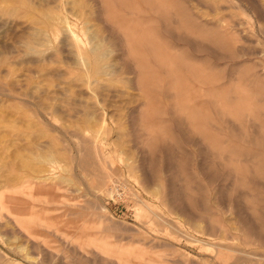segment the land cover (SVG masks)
<instances>
[{"label": "rangeland", "instance_id": "374dc122", "mask_svg": "<svg viewBox=\"0 0 264 264\" xmlns=\"http://www.w3.org/2000/svg\"><path fill=\"white\" fill-rule=\"evenodd\" d=\"M71 1L0 0V121L2 122L0 123V138L3 139H0V142L3 144L0 143V148L2 147L0 149V156L2 158H0V165L7 167V171L5 172L6 168L0 166V184L6 181L9 185L10 178L14 176L15 180H11L12 183L10 182V184L20 185L29 175L30 177L32 176L31 178L28 177L30 187L36 195L39 193V199L34 198V200H36L34 201L32 198L27 201V204L29 206L31 205L30 209L33 210L36 208L41 212L45 211L44 215L46 217L44 216L42 220L46 218V221H49L52 217L55 223L58 219L59 222H57L54 227L57 226V228L66 231H76L78 229V233L87 239L88 237L92 239L95 237L93 240L98 242L96 245L99 246V249L93 247L97 249L94 251L92 246L91 249L90 247L81 249L77 246L78 244L73 242L74 240L72 241L65 236L61 238L62 235L55 232L52 228H48L44 225L42 226L39 224V221L28 224V231L30 230V232L34 233V238L31 242L28 236L8 222L9 219L0 210V221H2L0 226V264H74V262L75 264H109L110 262V264H116V260L118 259L117 248H122L123 246L124 248L130 247L128 249H130L132 253H139L141 256L142 251H144L145 254L153 260L152 264H238L239 262L240 264H264V259L262 258L264 256V0H167L174 6V9H171L172 16L177 15L176 18H180L179 21L182 25L176 22L178 19L171 17L170 14H168L170 17L165 13L167 17H165L164 14L162 15V8H155L157 6L152 7L148 5L147 0L146 7L145 0L138 1L139 3L144 1V3H140L142 12H139L137 17L124 14L126 12L124 5L121 3L122 0H116L117 2H115V0H109L110 2L106 0L107 5L105 0H100L103 4H101L99 0ZM76 1H78V3H76L78 6H73ZM127 1L134 2L135 0ZM60 7H62V9ZM33 8H35L36 11L33 10ZM146 8H149V10ZM29 9L31 12L34 11V14H31V12H29V14ZM150 9L153 15L149 12ZM174 10L178 14L175 12L173 15L174 12L172 13V11ZM13 11L15 12L13 13ZM49 11L52 17L48 15ZM57 14L60 18L62 17V20L68 17L67 21L69 20L71 24L74 23L75 26L73 31L75 33L77 32L82 40L78 42L81 45H77L82 49L88 50L91 46L89 39L91 34L97 36L95 38L102 42L101 44L106 51H109L107 52L110 56L108 55L107 58H105V64H102L105 66H113L112 70L114 71H112L111 74L113 72L114 74H112V76L108 75L107 78H104L106 75H99L96 73L93 75L91 73L90 76V73L87 75L83 74L85 76L89 75L87 79L90 78V81L88 80L89 83L87 84L88 81L85 76L83 77V75H81L82 72H80V70L79 72L77 70L78 73L76 74V67H81V65H79L80 63L77 61L79 59L77 58V52L74 53L77 49L75 50L76 46L73 45L75 43H73L72 38H70L71 35L68 33L67 24L65 23L66 26L64 30V26L61 27L65 25L62 24L65 20L61 23ZM60 14H62V16ZM33 15L38 16L36 18L33 17ZM39 15H46L47 19H44V21H50L51 23H43V16L39 17ZM55 15H57V18ZM169 19L173 20L172 23L175 21L181 26L186 24L184 27L190 26V28H185L186 31L184 33V27H182L183 30L180 31L181 27H176L178 24L175 22L173 23L174 26L172 23L171 25ZM37 20H39V23H37ZM53 21L56 23L58 22V24L55 23L56 27L59 26V28H56L58 29L57 32L54 28L55 25L52 24ZM126 22L131 24L142 23V27L145 28L144 32L152 30L153 36L151 35L150 38L153 40H150L155 47L157 46L156 49L158 51L162 49L163 53L167 51V55L164 53V57L151 55L148 57L142 55L143 67L145 69L142 71V78L143 80L146 78L145 81L147 82V84L145 81V83L143 82L142 90L144 94H142L140 90H137L134 82L137 71L136 68L132 69L134 67H131L133 63V61L131 63V60L133 59H125L122 57L125 40L119 35L120 32L115 30L117 24H124ZM41 25H44L45 28ZM108 25L114 26L109 27ZM46 26H48V30L52 27L50 28L52 32L46 30V32H50L49 34L44 30L47 28ZM172 26L174 28H172ZM33 28L36 30H33ZM38 28H40L39 33L41 32V35L39 34L36 37H43L42 39L44 42L41 41L42 46L39 45L40 38H37L36 42V37H34L36 31L38 32ZM53 32H56L55 36ZM192 32L195 33L193 34ZM45 33L50 37L47 38L46 43L45 37L47 36H45ZM191 33L194 37L198 34L195 37L196 40L192 41L194 37ZM59 34L61 36H59ZM189 34L191 35L190 37ZM62 35L64 37L67 36L63 41L59 40L62 38L64 39ZM87 35L90 37L87 38ZM53 36L58 38L59 41L54 42ZM30 37H33L34 40ZM197 37H199V39H197ZM66 40H68V42ZM48 41L51 43L49 46L52 48L48 46ZM85 42H88V44ZM35 43L38 44L36 45ZM42 43H45L47 47H49L48 51L46 49L47 47L43 48ZM30 45L32 48H34L33 46L35 45V47L38 45L40 47H37L39 48L38 50L34 48V50H36L34 51ZM142 45L145 49H141V52H145L147 45ZM158 46L161 49L158 48ZM28 47L31 48V50ZM39 50L40 53L38 52ZM173 52L175 54H173ZM72 54L75 55L73 56ZM167 56H170V58L173 56L172 60L174 61L169 60ZM72 58L74 63L72 62ZM127 59H130V61ZM167 59L170 61L169 63ZM173 62H175L176 65H173ZM76 63L79 64L77 65ZM188 64L190 68L187 67L189 66ZM192 67L196 69V77L190 76L191 74L189 71H191L190 69H192ZM80 69L83 71L82 67ZM184 70L185 73L189 72V78L185 76ZM73 73L76 74V76ZM172 73L174 76H172ZM201 73L205 75H200ZM194 74L196 75V73ZM80 75L83 78H81ZM97 75H99L101 79L97 78ZM234 75L237 80H234ZM102 76H104V82H102ZM174 77L176 78V81L174 80L176 82L175 85L180 86L184 81V84L180 86V88L182 89V87L189 85L187 87L189 88L191 86V93H193L192 89L193 91L195 89L194 86L200 84L199 78H204V80L208 78L206 81L208 80L211 85L209 82L205 83V85L211 90L207 93L208 95L206 94V96H202L201 98V100H204L200 101V113L196 112L184 118L183 115L186 113V106H188V104L190 105L191 100L186 105L184 104L185 102H182V99V101H180L179 97H177L178 99L175 97L173 98L172 94H170V88L174 85L171 84V81L174 83L172 80ZM84 78L87 81L84 80L86 83L82 81ZM78 79L80 81H78ZM93 79H95V84L93 83ZM106 79L107 82L111 84L108 83V85L107 82H105ZM112 79H114L115 83ZM188 79L191 81H188ZM98 80L101 81L98 82ZM167 81L169 82L167 83ZM234 81L237 82L234 84ZM96 82L104 83V85H99ZM150 82L152 83L150 84L151 87L149 86ZM124 83L127 86L129 85V89H126ZM91 84H94L92 86L93 88L90 87ZM213 85L214 88L212 87ZM88 86L90 90L87 88ZM94 86L97 87L95 88ZM104 86L108 88L105 89L103 88ZM156 86L157 89H154ZM65 87L66 89H64ZM246 87L251 94L246 90ZM184 88L183 90L185 91L186 89ZM218 88H221V90H218ZM198 90L195 89L196 92H194V94L200 91ZM138 91L139 94L136 93ZM145 91L151 93H148L146 96ZM215 91H219L220 94L225 93L226 97L220 96V99L215 98V94L218 93ZM247 91L250 95L247 94ZM140 92L142 96H145H137V94L140 95ZM200 92L204 94L202 91ZM67 93L69 97L66 96ZM131 93H133V96ZM167 93L170 95H166ZM185 93L187 94V92ZM149 94L151 99H149ZM89 95L92 96L90 97ZM129 95L130 97H127ZM123 96L124 98H122ZM64 98H67V101L64 100ZM90 98H92V101L89 100ZM144 98L147 99L148 103H145L146 99ZM62 99L65 102L60 101ZM141 101L146 105L145 108L143 107L144 109L141 108L143 106ZM218 101L223 108L217 105L219 104ZM60 102L62 104H60ZM176 102L178 103V108L175 105L177 104ZM47 103H51V105L49 104L51 107L47 106ZM150 103H152L154 107H151L149 110L151 106ZM147 104L150 105L147 106ZM129 106L132 107L130 108ZM76 108L80 112H77ZM101 108H103V110ZM225 109L228 112L231 111L232 115L226 113ZM66 110L67 112H65ZM144 110L149 112V115L154 113L149 117ZM101 111L103 113H101ZM141 111H144V114H138L141 113ZM42 113L43 116L41 115ZM86 114L88 118H91L90 120L86 117ZM143 115H147L146 117L148 118L141 117ZM83 116H85L86 119L83 118ZM43 117L45 118L44 120ZM181 117H183V119ZM104 118L105 120H103ZM81 119H83V122H81ZM51 120L54 121L52 125L50 124ZM182 120L184 122H182ZM105 121L106 123L103 124ZM151 121L154 123L156 122L157 124L155 123L154 125L159 126L160 130H162V127L165 129L169 141L171 140V147L173 143L177 151L175 147L170 149L168 140L166 143L162 140V136L159 137V135H157L159 133L158 131H160L158 127H156V129H158L157 133L154 131L155 129L153 130V134L156 135L155 138L147 137L148 130L146 131L147 133H145L144 128L147 123ZM86 122H88V124ZM92 122L94 125H92ZM141 122L142 124H140ZM185 122L190 126L189 128L188 126H184ZM152 123L148 125L151 126ZM191 125H195L194 130H190ZM98 126L99 128L97 129ZM100 126L103 128L105 134L102 132ZM84 127L86 132L83 130ZM92 127H95L93 128L94 130L100 129V133L104 134H101V136L105 138L94 133L95 131H92ZM122 127L123 130H126H120ZM185 128L188 130H185ZM99 131L96 132L99 133ZM92 133L98 135L100 138L98 139V136L96 137V135L94 136ZM117 135L118 138L120 137L119 140ZM144 137H146L147 140L156 139L150 140L156 142H153L152 145L156 147L153 148L151 145V147L146 146L147 140L144 141ZM202 137L204 139H202ZM197 139L201 142L206 141L207 144L201 143ZM124 140L126 141L124 142ZM140 142L143 144L142 147ZM99 144L101 145L99 146ZM148 144H150V142ZM47 145L49 148H47ZM138 145L140 146L137 147ZM144 146L146 148H153L154 150L145 148V151L149 150V152L153 151V153H148L147 156V151H143ZM95 147L97 149H95ZM56 148L59 150V153H57L58 150ZM207 149H211L210 151L212 152L210 153L214 154L212 157L209 155V152L204 151ZM49 150H56V154L53 155L55 152H50ZM171 150L175 151V153ZM119 151L122 152V154L117 153ZM142 151L146 153V156L149 158H145V155V157H142L144 154ZM172 152L178 155L175 156ZM206 152L208 154H205ZM2 153L6 157H2ZM44 153H49V155L52 153L50 157H53L56 161L60 160L57 161V163L59 162L61 168H56L53 172V169L48 165V168L50 167L49 169H51L53 173L50 172L51 170L47 167H44L45 170H49L48 173L43 172L41 173L42 175H39L40 172L38 174V171L41 170L43 164L44 166L47 165L41 159L42 155H44L42 158L48 157L46 156L47 154ZM218 153L219 157L222 156L220 159L218 158V161H215L213 156L217 158ZM149 154H151V156ZM19 156L29 161V165L32 164L30 165V170L22 166L21 161L18 160ZM229 156L231 158L230 160H228ZM13 157H17L15 158L17 160ZM119 157L121 158L119 159ZM172 157L175 158V161ZM203 157L210 158L206 159ZM222 157H225L224 159L227 161H224ZM5 158L6 160L3 161ZM10 159L11 162H9ZM221 159H223V162H220ZM129 160L131 164L126 165ZM8 162L14 163L10 165L11 169H9L10 167L8 168ZM15 162H19L18 165ZM41 162L43 164H41ZM121 162L123 164H121ZM174 164H180L179 168ZM38 165L41 166L39 168L40 170L38 167H36L37 169L35 168V166ZM124 165H126V167ZM12 166L16 169L15 171ZM31 166H34L32 171ZM161 168L163 170H161ZM21 170L24 172L20 174ZM11 171L14 175L10 174ZM146 171L149 172L147 173ZM228 171L229 173H227ZM27 173H29V175ZM56 173H58V175L54 183L45 180L48 175L52 177L54 175L56 176ZM34 175L35 177H33ZM146 175L151 176L148 177ZM179 175H182L184 180L181 178L178 181L180 178ZM36 176L39 178L43 176V178H37L39 179L37 180L35 179ZM58 176L65 177V179L60 178L61 180H58ZM3 177L5 178L4 180ZM149 178L151 179L149 180ZM185 184L188 185L185 186ZM178 189L184 190L178 192ZM131 192L135 193L136 196ZM182 192L184 195L186 194V198ZM179 194H181V196L183 195L185 200L180 198L181 196ZM155 197L156 199H154ZM241 199L243 200L241 201ZM240 203L246 205L243 204V206L238 208L239 205H242ZM183 204L187 208H185ZM151 211L158 214L161 212L166 219H170L163 222L156 221L157 219L153 218V221H148L149 217H152L150 216L152 214ZM144 216H146V218H144ZM172 219L174 221H170ZM182 219L184 223H182ZM86 220L91 225L86 224ZM66 221L71 223L68 222V224ZM80 223L82 227L79 226L81 225ZM178 224L179 226L181 225V228ZM8 225L10 227H8ZM83 225L85 226L83 227ZM69 226L71 227L69 228ZM3 227L9 232H6ZM12 227H14V229ZM184 230L187 231L184 232ZM39 232V235L43 237H40L41 240L36 235ZM183 232L186 236H184V234L180 236ZM9 233H13L12 236ZM188 235H191L193 239L191 236L189 239ZM229 236L233 238H229ZM107 238L110 239L108 240ZM102 239H107L104 241L106 242L105 244H113L112 246L116 248H114L115 250L113 251H109L110 256L112 254L114 255V257L111 256L113 259L110 256H105L106 258L101 257L100 249L103 245V242H101ZM109 241L111 243H108ZM187 241L190 243L188 244ZM210 241L212 243L215 241L213 243L214 245ZM218 245H221L220 248L216 247ZM221 248L222 250H220ZM84 252H87L88 255ZM90 254H93V258ZM99 257L104 260L101 261ZM109 257L110 259H108ZM219 257L223 260H218ZM114 259L115 261H113ZM124 259L128 260L127 264H142V261H138L136 257L132 255L125 256ZM215 260H217L216 263Z\"/></svg>", "mask_w": 264, "mask_h": 264}, {"label": "bare ground", "instance_id": "6f19581e", "mask_svg": "<svg viewBox=\"0 0 264 264\" xmlns=\"http://www.w3.org/2000/svg\"><path fill=\"white\" fill-rule=\"evenodd\" d=\"M13 1V0H12ZM71 1V0H70ZM79 2H80V0H78ZM78 1H76L75 2V5H73V6H78V5H76V3H78ZM100 1V0H99ZM104 1V0H103ZM106 1V0H105ZM109 1V0H108ZM111 1V0H110ZM109 1V2H110ZM120 1V0H119ZM138 1H140V0H135L134 2H132V1H130V2H128L127 0L125 1V0H122L121 1V3H122V5H124V7H125V12L126 13H124V11H123V13L125 14V15H133V16H135V17H137L138 15L137 14H139V12H142V8H141V4L140 3H144V1H141L140 3L138 2ZM148 1V5H150V6H157V7H155V8H162V10H163V12H162V15L165 13V14H170V16L171 17H175L176 18V16H172V14H171V9H174V6H172L170 3H169V1H167V0H147ZM3 2V1H2ZM28 2V1H27ZM72 2V1H71ZM83 2V1H82ZM101 2V4H103V2L102 1H100ZM109 2H108V4H109ZM115 2H117L116 0H115ZM29 3V2H28ZM66 3V2H65ZM112 3V2H111ZM145 3H146V0H145ZM11 4V3H10ZM12 4H13V2H12ZM24 4H26V3H24ZM63 4H64V1H63ZM66 4H69V3H66ZM98 4H99V2H98ZM113 4V3H112ZM119 4V3H118ZM16 5V4H15ZM31 5H32V3H31ZM65 5V4H64ZM72 5V4H71ZM106 5H107V1H106ZM143 5V4H142ZM146 5H147V3L145 4V7H146ZM20 6V5H19ZM27 6V5H26ZM73 6H72V8H73ZM82 6V5H81ZM12 7V6H11ZM32 7V6H31ZM31 7H30V9H31ZM63 7V6H62ZM62 7H60L61 9H62ZM80 7V6H79ZM104 7V6H103ZM121 7H123V6H121ZM14 8V7H13ZM20 8V7H19ZM25 8V7H24ZM23 8V9H24ZM71 8V7H70ZM77 8V7H76ZM110 8V7H109ZM21 9V8H20ZM26 9V8H25ZM24 9V10H25ZM27 9H28V7H27ZM30 9L28 10V13L29 12H31L30 11ZM61 9H60V11H61ZM147 9V8H146ZM153 9V8H152ZM10 10H12V9H10ZM33 10H35V8H33ZM32 10V11H33ZM52 10V9H51ZM57 10V9H56ZM114 10H116V9H114ZM147 10H149V8L147 9ZM154 10V9H153ZM161 10V11H162ZM36 11V10H35ZM44 11V10H43ZM66 11H67V9H66ZM116 11H118V10H116ZM120 11V10H119ZM244 11V10H243ZM15 11H13V13H14ZM26 12H27V10H26ZM107 12H108V10H107ZM122 12V11H121ZM150 13L152 12L151 11V9H150V11H149ZM174 12V13H173ZM175 10L174 11H172V13H173V15L175 14ZM43 13V12H42ZM47 13V12H46ZM57 13V12H56ZM61 13V12H60ZM74 13V12H73ZM77 13V12H76ZM81 13H83V12H81ZM116 13V12H115ZM148 13V12H147ZM30 14V13H29ZM31 14H34V11L33 12H31ZM36 14V13H35ZM45 14V13H44ZM106 14V13H105ZM117 14V13H116ZM152 14V13H151ZM165 14H164V16H165ZM176 14H178L177 12H176ZM10 15V14H9ZM47 15V14H46ZM46 15H44L45 16V18H44V16H43V21H44V19H47L46 17ZM48 15H50V17H52L51 16V12L49 11V14ZM58 15V14H57ZM57 15H55L56 16V18H57ZM61 16H62V14H60ZM65 15V14H64ZM88 15V14H87ZM123 15V14H122ZM153 15V14H152ZM167 15L165 16V17H167ZM37 16L38 15H36V16H34L33 15V17H36L37 18ZM42 16H40L39 15V17H42ZM67 16V15H66ZM84 16V15H83ZM106 16V15H105ZM169 16V15H168ZM169 16V17H170ZM30 17V16H29ZM58 17H59V15H58ZM65 17V16H64ZM71 17V16H70ZM116 17V16H115ZM168 17V18H169ZM178 17H179V15H178ZM250 17V16H249ZM48 18H49V16H48ZM62 18V17H61ZM60 17H59V21H61V23H62V21L63 20H65V21H63L64 23H62V24H67V26H66V24L65 25H62L61 27H63L64 26V28H63V30L65 29V26L67 27V30H68V33H69V35H71V37L70 38H72V40H73V43H75V44H73V45H75L76 46V48H75V50L77 49V51H74V53H76L77 52V58H79L78 60H77V58H76V60L80 63H78L79 65H81V67L83 68L82 70L83 71H81V67H76L77 69H76V74L79 72V70H80V72H82V74L81 73H79V74H81V75H83V74H85V75H87L88 73H90V76H91V73L94 75V73H96V74H101V75H106L105 77L104 76H102V78L104 77V78H107L108 77V75L109 76H112V74H114V72L111 74V72L112 71H114V70H112L113 68V66L112 65H107V66H105L104 64V62H105V58H107V56L109 55V51L107 52L104 48H103V46H102V42H100L97 38H95V37H97V36H95V35H92L91 34V37L90 36H88L87 35V38L88 37H90L89 39H90V47H89V45H88V47H89V49L87 50H84V49H82L79 45H81V44H79L78 42H80V41H82L81 39H80V37H79V35H78V33L76 34L74 31H73V29H74V23H72L71 24V22H69V20L67 21V18H65V19H61ZM106 18V17H105ZM174 18V19H175ZM35 19V18H34ZM41 19V18H40ZM111 19V18H110ZM118 19V18H117ZM171 19H173V18H171ZM171 19H169V21H171V22H169L170 24L172 23V21L173 20H171ZM176 19H178V18H176ZM176 19H175V21H176ZM180 19V18H179ZM179 19H178V21H176V22H179V23H181L180 21H179ZM106 20H107V18H106ZM119 20H121V19H119ZM39 20H37V23H39L38 22ZM80 21V20H79ZM87 21V20H86ZM113 21V20H112ZM127 21V20H126ZM174 21V22H175ZM185 21V20H184ZM33 22H35V21H33ZM108 22V21H107ZM115 22H116V19H115ZM115 22H114V24H115ZM132 22V21H131ZM167 22V21H166ZM173 22V23H174ZM175 22V23H176ZM40 23H42V22H40ZM43 23H51L50 21H48V22H46V21H44ZM55 23L56 22H52V24H54L55 25ZM121 23V22H120ZM172 23V24H173ZM51 24V25H52ZM56 24H58V22L56 23ZM105 24H106V21H105ZM112 24V23H111ZM171 24V25H172ZM176 24H178V23H176ZM33 25V24H32ZM46 25H49V24H46ZM181 25H182V23H181ZM180 24H178L176 27H184L185 25H183V26H181ZM37 26V25H36ZM42 26V25H41ZM44 26V25H43ZM42 26V27H43ZM109 26V25H108ZM114 26V25H113ZM112 25L111 26H109V27H113ZM117 27V29L115 28V30H118L119 32H120V34L119 35H121V37H122V39L123 40H125L124 42H125V47H124V49H123V54H122V57L123 58H131V59H133V60H131V63H132V61H133V63H132V65H131V67L133 66L134 68H132V69H135L136 68V71H137V75H136V78L134 79L135 81V85H136V88H137V90H140L141 92H142V94H144L143 93V90H142V86H143V84L146 82L145 81V79L143 80V76H142V71L143 70H145L144 69V65H143V62H142V55H144V56H157V57H164V53H165V51H164V53H163V50L158 46V48H160L161 50H162V53H161V50L160 51H158L156 48H157V46L155 47V45L151 42V40L150 39H152V38H150V36L153 34V31L152 30H147V31H145L144 32V30H145V28L144 27H142V23H137V24H131V23H124V24H117L116 25ZM144 26V25H143ZM164 26V25H163ZM173 26H174V24H173ZM172 26V28H174ZM34 27H35V24H34ZM47 28L46 29H44L45 28V26H44V30H45V32H46V30H48V26H46ZM61 27H60V30H61ZM145 27H146V25H145ZM165 27V26H164ZM175 27V28H176ZM50 28H52V27H50ZM49 28V30L51 31V29ZM55 31L57 32V30L58 29H56V28H59V26H57L56 27V25H55ZM144 28V29H143ZM166 28H167V24H166ZM180 28V31H182L183 30V28L181 29ZM185 28H190V26L189 27H184V33H185ZM42 29V30H43ZM33 30H36V29H34L33 28ZM48 30V31H49ZM60 30H59V32H60ZM66 30V31H67ZM82 30V29H81ZM95 30V29H94ZM174 30V29H173ZM39 31H40V28H38V32L36 31V35H34V37H36V36H38L39 34L41 35V32L39 33ZM46 32V33H50V32ZM79 31V30H78ZM84 31V30H83ZM82 31V32H83ZM178 31H179V28H178ZM35 32V31H34ZM52 32V31H51ZM56 32L54 33V36L56 35ZM81 32V33H82ZM117 32V31H116ZM177 32V31H176ZM45 33V34H46ZM67 33V32H66ZM86 33V32H85ZM88 33V32H87ZM90 33V32H89ZM187 33V32H186ZM188 33H189V30H188ZM193 34L195 33V32H192ZM191 33V34H192ZM35 34V33H34ZM62 34H64V35H67V34H65V33H62ZM193 34H192V36H193ZM31 35H33V34H31ZM30 35V36H31ZM52 35V34H51ZM69 35H67V36H69ZM83 35H85V34H83ZM196 35H198V34H196ZM196 35H195V37H196ZM45 36H47V34L45 35ZM49 36V35H48ZM45 37V43L47 42L46 40H47V38H50V37ZM53 36V37H54ZM59 36H61L60 34H59ZM63 36V35H62ZM67 36H63L64 37V39L62 38V39H59V40H65V38L67 37ZM118 36V35H117ZM153 36V35H152ZM187 36H188V34H187ZM191 35L189 34V37H190ZM52 37V38H53ZM121 37H119V38H121ZM194 37V36H193ZM193 37H191V38H193ZM195 37L192 39V41H194V40H196L195 39ZM30 38H32L33 40H34V38L33 37H30ZM39 39L40 37H36L35 38V41L37 42V40L36 39ZM43 38V37H42ZM42 38H40V46H42L41 45V41H43V39ZM85 38V37H84ZM118 38V39H119ZM29 39V38H28ZM42 39V40H41ZM56 39V40H55ZM88 39V40H89ZM197 39H199V37H197ZM58 40V38H56V37H54V42L55 41H59ZM69 40V39H68ZM68 40H66L67 42H68ZM88 40H86V41H88ZM153 40V39H152ZM34 41V42H35ZM39 41V40H38ZM50 41H52V40H50ZM33 42V43H34ZM44 42V41H43ZM143 42V43H142ZM202 42V41H201ZM33 43H31V44H33ZM44 43V44H45ZM82 43V42H81ZM84 43V42H83ZM86 44H88V42H85ZM24 44V43H23ZM26 44V43H25ZM36 45L38 44V43H35ZM43 44V43H42ZM43 44V48L44 47H47V45L45 44L44 45ZM49 44H51L49 41H48V46H49ZM77 44H79V45H77ZM142 44H146L147 45V48H146V51L145 52H141V49H145V47L142 45ZM35 45V46H36ZM37 46V47H40V46ZM159 45L161 46V44L159 43ZM205 45H206V43H205ZM208 45V44H207ZM28 46V45H27ZM35 46H33L34 48H37V47H35ZM67 46V45H66ZM74 46V47H75ZM83 46V45H82ZM84 46H85V44H84ZM83 46V47H84ZM30 47H31V45H30ZM49 47H51V46H49ZM49 47H47L46 49H47V51H48V49H49ZM57 47V46H56ZM55 47V48H56ZM86 47V46H85ZM84 47V48H85ZM24 48H26V47H24ZM29 48V47H28ZM27 48V49H28ZM32 48V47H31ZM31 48H29L30 50H31ZM34 48H32V50H34ZM52 48V47H51ZM87 48V47H86ZM163 48V47H162ZM243 48V47H242ZM39 48H37V50H38ZM42 49V48H41ZM52 50V49H51ZM55 50V49H54ZM53 50V51H54ZM74 50V49H73ZM72 50V51H73ZM165 50V49H164ZM34 51H36V50H34ZM42 51H45V50H42ZM56 51V50H55ZM54 51V52H55ZM70 51H71V49H70ZM111 51V50H110ZM113 51H114V49H113ZM177 51V50H176ZM30 52V51H29ZM39 53H40V50L38 51ZM46 52V51H45ZM59 52V51H58ZM178 52V51H177ZM27 53V52H26ZM25 53V54H26ZM35 53V52H34ZM72 53V52H71ZM112 53V52H111ZM166 55H167V51H166V53H165ZM173 54H175L174 52H173ZM178 54V53H177ZM54 55V54H53ZM73 55V54H72ZM75 55V54H74ZM73 55V56H74ZM165 55V56H166ZM110 56V55H109ZM118 57H119V55H118ZM167 57H169V60H172V57L173 56H171V58H170V56H167ZM167 57H165V58H167ZM74 58V59H75ZM122 58V59H123ZM111 59V58H110ZM161 59V58H160ZM108 60V59H107ZM127 60H129L130 61V59H127ZM74 60H73V58H72V62H73ZM128 61V62H129ZM166 61V60H165ZM167 61H168V59H167ZM166 61V62H167ZM172 61H174V60H172ZM41 62V61H40ZM108 62V61H107ZM170 61H168V63H169ZM74 63V62H73ZM73 63H72V65H73ZM102 63H104V64H102ZM77 64V63H76ZM77 64V65H78ZM173 65L175 64V62H173L172 63ZM192 64V63H191ZM194 64H195V62H194ZM198 64V63H197ZM76 65V66H77ZM170 65V64H169ZM176 65V64H175ZM189 65V64H188ZM196 65V64H195ZM198 66H199V64H198ZM74 67V66H73ZM187 67H189L190 68V65L189 66H187ZM42 68V67H41ZM68 68V67H67ZM182 68V67H181ZM195 67H192V69H190L191 71H192V73H191V71H189L190 72V76H194V77H196L197 76V72H195L196 71V69H194ZM117 69V68H116ZM175 69V68H174ZM184 69V68H183ZM199 69H200V67H199ZM77 70H78V72H77ZM109 70V71H108ZM182 70V69H181ZM201 70V69H200ZM187 71V70H186ZM263 71V70H262ZM160 72V71H159ZM164 72V71H163ZM162 72V73H163ZM171 72V71H170ZM184 73H185V70L183 71ZM189 72H186L185 73V76L187 77V78H189L188 76H189ZM199 72V71H198ZM205 72V71H204ZM71 73V72H70ZM116 73V72H115ZM188 73V74H187ZM194 73H196V75L194 74ZM74 74V73H73ZM76 74H74L75 76H76ZM78 74V75H79ZM187 74V75H186ZM194 74V75H193ZM73 75V76H74ZM78 75H77V77H78ZM81 75H80V77H81ZM85 75H83V77L85 76ZM99 75H97V78H99L100 76ZM184 75V74H183ZM199 75V74H198ZM200 75H205V74H203V73H201ZM89 76V75H88ZM88 76H85V78L87 79V77ZM120 76V75H119ZM172 76H174L173 75V73H172ZM179 76V75H178ZM184 76V78L187 80V78ZM235 76V75H234ZM83 77H81V78H83ZM118 77V76H117ZM125 77V76H124ZM200 77V76H199ZM213 77V76H212ZM212 77H210V78H212ZM79 78V77H78ZM85 78L82 80V81H84L85 80ZM92 78H93V76H92ZM103 78V81L102 82H104V79ZM120 78V77H119ZM175 78V77H174ZM174 78H172V80H173V82L174 83H172V81H171V84H174L173 85V87L171 86V93H170V91H169V93L170 94H172V96H173V98L175 97V98H177V97H179L180 98V101H182V102H185L184 104H188V102L190 101V105L188 104V106H186L187 108H186V113H185V115H183L184 116V118H186L187 116H191V115H193V114H195L196 112L197 113H200V111H201V107H200V104H201V102L200 101H202V100H204V99H202L201 100V98H202V96H206V94L207 93H209V91L211 90L210 88H208L207 87V85H205V83H207V82H209L208 80L206 81V79H208V78H206L205 80H204V78H196V79H198L199 81H200V84L199 85H196V86H194L195 87V89L196 90H200V91H202L204 94H202L199 90V92L198 93H196V94H194V92H196L195 91V89H194V91H193V89H192V92L193 93H191V89H190V87L188 88L187 86H189V85H187L185 88L184 87H182V89L180 88V86H182L183 84H184V81H183V83H182V85H180V86H177V85H175L176 84V78L174 79ZM183 78V77H182ZM209 78V79H210ZM234 78V77H233ZM73 79H74V77H73ZM73 79H71V80H73ZM80 79V78H79ZM78 79V81H80ZM90 79V78H89ZM89 79H87V81L89 80ZM95 79H96V77H95ZM95 79H93V83L95 84ZM99 79H101V78H99ZM118 79V78H117ZM125 79H127V78H125ZM113 81H114V79H112ZM175 80V81H174ZM190 79H188V81H189ZM234 80H237L236 79V76H235V78H234ZM86 81V80H85ZM84 81V82H85ZM86 81V82H87ZM90 81V80H89ZM89 81L87 82V84L89 83ZM101 81V80H100ZM99 80H98V82H100ZM122 81V80H121ZM145 81V82H144ZM191 81V80H190ZM71 82V81H70ZM75 82V81H74ZM85 82V83H86ZM92 82H90V83H92ZM98 82H96V83H98ZM105 82H107V79H106V81ZM144 82V83H143ZM166 82V81H165ZM169 81H167V83H168ZM237 82V81H236ZM235 81H234V84L236 83ZM19 83V82H18ZM108 83H110V82H107V84ZM114 83H115V81H114ZM166 83V84H167ZM186 83V82H185ZM191 83V82H190ZM69 84V83H68ZM94 84H91L90 85V87H92ZM99 85L100 84H102V85H104V83H98ZM106 84V83H105ZM111 84V83H110ZM121 84H123V83H121ZM120 84V85H121ZM125 84V83H124ZM146 84H147V82H146ZM150 84H152L151 82L149 83V86H150ZM209 84H210V82H209ZM97 85V84H96ZM101 85V86H102ZM109 85V84H108ZM107 85V86H108ZM119 85V86H120ZM211 85V84H210ZM225 85V84H224ZM125 87H126V89H129V85L127 86L126 84L124 85ZM153 86V85H152ZM157 86H159V85H157ZM157 86L154 88V89H157ZM166 86V85H165ZM193 86V85H192ZM16 87V86H15ZM95 88L97 87V86H94ZM120 87H123V86H120ZM147 87V86H146ZM151 87V86H150ZM167 87V86H166ZM194 87H192V88H194ZM213 88H214V85L212 86ZM89 90H90V88H89V86L87 87ZM93 88V87H92ZM94 88V89H95ZM103 88H105V86L103 87ZM102 88V89H103ZM106 88H108V87H106ZM105 88V89H106ZM165 88V87H164ZM183 88L184 89H186L185 91L183 90ZM198 88V89H197ZM247 88V87H246ZM64 89H66V87L64 88ZM118 89H119V87H118ZM125 89V88H124ZM221 90V88H218V90ZM72 90V89H71ZM123 90V89H122ZM246 90H248V88L246 89ZM127 91V90H126ZM147 91V90H146ZM145 91V93H146V96L148 95V93H151V92H146ZM148 91H149V89H148ZM184 91V92H183ZM249 91V90H248ZM248 91H247V94H248ZM102 92V91H101ZM107 92V91H106ZM133 92H135V91H133ZM141 92H140V95H138L139 94V91L138 92H136V93H138L137 94V96H142L141 95ZM185 92H187V94L185 93ZM215 92H218L217 94H215V98H217V99H220V96L221 97H226V94L225 93H221L220 94V92L219 91H215ZM242 92H243V90H242ZM245 92V91H244ZM92 93V92H91ZM109 93V92H108ZM125 93V92H124ZM169 93H167L166 95H168ZM214 93V92H213ZM249 93H250V91H249ZM64 94V93H63ZM101 94V93H100ZM113 94H114V92H113ZM119 94V93H118ZM133 93H131V95H132ZM169 94V95H170ZM191 94H194V95H191ZM202 94V95H201ZM245 94V93H244ZM251 94V93H250ZM250 94H248V95H250ZM69 94L67 93L66 94V96H68ZM115 95H116V93H115ZM124 95V94H123ZM208 95V94H207ZM65 96V97H66ZM90 97L92 96V95H89ZM120 96V95H119ZM121 96H122V94H121ZM133 96V95H132ZM145 95H143L142 97H144ZM193 96V97H192ZM69 97V96H68ZM95 97V96H94ZM127 97H130V95L129 96H127ZM126 97V98H127ZM141 97V98H142ZM171 97V96H170ZM184 99H183V98ZM189 97H191V98H189ZM195 97V98H194ZM93 98V97H92ZM92 98H90L89 100L90 101H92L91 99ZM122 98H124V96L122 97ZM131 98H134V97H131ZM139 98V97H138ZM148 98V97H147ZM193 98H194V100H193ZM223 98V99H224ZM71 99V98H70ZM95 99V98H94ZM130 99V98H129ZM140 99V98H139ZM144 99H146V98H144ZM149 99H151L150 98V94H149ZM149 99H148V101H149ZM166 99V98H165ZM178 99V98H177ZM182 99V100H181ZM217 99H216V101H217ZM21 100V99H20ZM23 100V99H22ZM25 100V99H24ZM64 100H66L67 101V98L65 99L64 98ZM124 100H126V99H124ZM127 100H128V98H127ZM141 100V99H140ZM143 100V99H142ZM257 100V99H256ZM26 101H28V100H26ZM55 101V100H54ZM60 101H63V99L62 100H60ZM121 101V100H120ZM123 101V100H122ZM129 101V100H128ZM152 101V100H151ZM176 101H179V100H176ZM259 101V100H258ZM63 102H65V101H63ZM116 102V101H115ZM131 102V101H130ZM140 102V101H139ZM144 102H145V100H144ZM144 102L142 103V101H141V103H142V107L141 108H145V104H144ZM24 103V102H23ZM67 103V102H66ZM119 103H121V102H119ZM135 103V102H134ZM145 103H148L147 102V99H146V102ZM177 103V102H176ZM218 103H219V101H218ZM258 103V102H257ZM39 104V103H38ZM46 104V103H45ZM50 105H51V103H49ZM48 103H47V106H50ZM60 104H62L61 102H60ZM65 104V103H64ZM99 104V103H98ZM151 104V106L149 107V110H150V108L152 107H154L153 106V104L152 103H150ZM150 104H147V106L148 105H150ZM167 104V103H166ZM180 104V103H179ZM183 104V103H182ZM36 105V104H35ZM53 105V104H52ZM66 105V104H65ZM176 106L178 105V103L177 104H175ZM217 105H219V106H222L221 105V103H219V104H217ZM39 106H41V105H39ZM68 106V105H67ZM69 106H71V105H69ZM74 106V105H73ZM87 106H88V104H87ZM89 106H92V105H89ZM107 106V105H106ZM166 106V105H165ZM181 106V105H180ZM179 106V107H180ZM51 107V106H50ZM124 107V106H123ZM130 107V106H129ZM132 107V106H131ZM130 107V108H131ZM44 108V107H43ZM63 108H64V106H63ZM134 108V107H133ZM143 108V109H144ZM177 108H178V106H177ZM177 108H176V110H177ZM211 108V107H210ZM221 108V107H220ZM222 108H223V106H222ZM49 109V108H48ZM77 109V108H76ZM102 110H103V108H101ZM157 109V108H156ZM182 110L184 109V108H181ZM45 110V109H44ZM65 110V109H64ZM75 110V109H74ZM80 110V109H79ZM93 110H94V108H93ZM118 110H120V109H118ZM129 110V109H128ZM138 110H141V109H138ZM137 110V111H138ZM146 110L148 111V109L146 108ZM146 110H144L146 113H147V115L150 117L153 113H151V115H149L150 113L149 112H147ZM154 110H155V108H154ZM153 110V111H154ZM173 110H174V107H173ZM185 110V109H184ZM223 110V109H222ZM71 111H73V110H71ZM121 111V110H120ZM136 111V110H135ZM144 111L142 112L141 111V113H138V114H140V115H142V114H144ZM157 111V110H156ZM48 112H49V110H48ZM65 112H67V110L65 111ZM77 112H80V111H78V109H77ZM105 112V111H104ZM151 112V111H150ZM213 112V111H212ZM225 112L226 113H228V114H230V115H232V112L231 111H226V109H225ZM225 112H224V114H225ZM36 113V112H35ZM40 113V112H39ZM53 113V112H52ZM70 113V112H69ZM68 113V114H69ZM101 113H103L102 111H101ZM145 113V114H146ZM149 113V114H148ZM160 113V112H159ZM34 114V113H33ZM79 114V113H78ZM183 114V113H182ZM263 114V113H262ZM37 115H38V113H37ZM40 115V114H39ZM42 116H43V113L41 114ZM60 115V114H59ZM67 115V114H66ZM102 115V114H101ZM146 115V116H147ZM229 115V116H230ZM33 116H35V115H33ZM32 116V117H33ZM99 116H100V114H99ZM105 116V115H104ZM146 116H141V117H143V118H145ZM229 116H228V118H229ZM39 117V116H38ZM48 117V116H47ZM86 117H87V114H86ZM40 118V117H39ZM42 118V117H41ZM61 118V117H60ZM83 118H85V116H83ZM88 118V117H87ZM138 118H139V116H138ZM146 118H148V117H146ZM182 119H183V117H181ZM249 118V117H248ZM29 119H31V118H29ZM45 118L43 117V120H44ZM86 119V118H85ZM89 120L91 119V118H88ZM100 119V118H99ZM123 119V118H122ZM230 119H231V116H230ZM42 120V121H43ZM82 121L81 122H83V119H81ZM103 120H105V118L103 119ZM157 120V119H156ZM156 120H153V121H156ZM185 120V119H184ZM30 121V120H29ZM84 121H86V120H84ZM153 121H151V122H149V123H147V125L145 126V128H144V131H145V133H147L146 131L148 130V134H147V137H150V138H155L156 137V135H154L153 133H154V131H156V133H157V130L160 128L159 126H155L154 124L156 123H154ZM187 121V120H186ZM48 122V121H47ZM54 121H52L51 120V125H52V123H53ZM77 122V121H76ZM95 122V121H94ZM153 122V123H152ZM182 122H184L183 120H182ZM0 123H2L1 121H0ZM13 123H15V122H13ZM49 123V122H48ZM56 123V122H55ZM61 123V122H60ZM87 124H88V122H86ZM91 123V122H90ZM93 123V122H92ZM106 123V121L103 123V124H105ZM150 123H152L151 124V126L150 125H148V124H150ZM37 124V123H36ZM57 124V123H56ZM140 124H142V122L140 123ZM157 124V123H156ZM162 124V123H161ZM185 125L184 126H188L187 125V123L185 122L184 123ZM11 125V124H10ZM16 125V124H15ZM82 125V124H81ZM84 125V124H83ZM92 125H94V123L92 124ZM139 125V124H138ZM0 126H1V124H0ZM38 126V125H37ZM43 126V125H42ZM50 126V125H49ZM85 126V125H84ZM88 126V125H87ZM162 126V125H161ZM195 126V125H194ZM193 125H191V129L190 130H194L195 129V127H194ZM259 126V125H258ZM89 127V126H88ZM96 127V126H95ZM95 127H92V131L94 132V133H97L99 136H101V134L102 133H100L101 132V130L99 131V130H94L93 128H95ZM138 127V126H137ZM156 127H158V129H156ZM190 126H188V128H189ZM41 128V127H40ZM90 128H91V126H90ZM99 128V126L97 127V129ZM100 128H101V126H100ZM147 128V129H146ZM102 129V132H103V128H101ZM113 129V128H112ZM155 129V130H154ZM187 128H185V130H186ZM83 130L86 132V130H85V127L83 128ZM90 130V129H89ZM119 130V129H118ZM120 130H123V127L120 129ZM119 130V131H120ZM126 130V129H125ZM125 130H123V131H125ZM142 130H143V128H142ZM154 130V131H153ZM160 130V129H159ZM188 130V129H187ZM197 130V129H196ZM1 131V130H0ZM96 131H99V133L98 132H96ZM143 131V132H144ZM84 132V133H85ZM159 133L157 134V135H159V137L160 136H162V140L163 141H169V138H168V134L166 135V132H165V129L162 127V130H160V131H158ZM189 132V131H188ZM257 132V131H256ZM47 133V132H46ZM83 133V134H84ZM104 133V132H103ZM116 133V132H115ZM199 133V132H198ZM86 134V133H85ZM84 134V135H85ZM93 134V133H92ZM105 134V133H104ZM104 134H102V135H104ZM127 134V133H126ZM126 134H125V136H126ZM2 135H4V134H2ZM1 135V136H2ZM90 135V134H89ZM89 135H88V137H89ZM94 136L96 135V134H93ZM98 135H96V137L98 136ZM121 135V134H120ZM119 135V136H120ZM91 136V135H90ZM98 136V139L100 138ZM144 136V135H143ZM145 136H146V134H145ZM199 136V135H198ZM102 137V136H101ZM104 137V136H103ZM102 137V138H103ZM52 138V137H51ZM91 138V137H90ZM95 138V137H94ZM105 138V137H104ZM114 138H116V137H114ZM117 138H118V135H117ZM120 138V137H119ZM119 138H118V140H119ZM121 138L123 139V137L121 136ZM145 138V140L144 141H146L147 139H146V137H144ZM1 139V138H0ZM97 139V140H98ZM139 139V138H138ZM198 139H199V137H198ZM197 139V140H198ZM202 139H204L203 137H202ZM201 139V140H202ZM1 140H3V139H1ZM96 140V139H95ZM140 140H142V139H140ZM150 140H156V139H150ZM149 139L147 140V145L146 146H152L153 145V142H155V141H150ZM12 141V140H11ZM126 140H124V142H125ZM150 142V144H148L149 142ZM171 141V140H170ZM170 141H169V146H170V149H173V147H175V145L173 146V143H172V147H171V145H170ZM199 141V140H198ZM197 141V142H198ZM6 142V141H5ZM124 142H122V143H124ZM138 142V141H137ZM152 142V143H151ZM158 142V141H157ZM161 142V141H160ZM199 142H201V141H199ZM1 144H2V142H0ZM112 143V142H111ZM156 143V142H155ZM167 143V142H166ZM196 143V142H195ZM201 143H206V141H202ZM94 144H95V142H94ZM168 144H167V147H168ZM207 144V143H206ZM209 144V143H208ZM3 145V144H2ZM11 145V144H10ZM53 145V144H52ZM96 145V144H95ZM101 144H99V146H100ZM140 145H141V147H142V143L140 142ZM140 145H138L137 147H139ZM144 145H145V142H144ZM204 145V144H203ZM56 146V145H55ZM122 146V145H121ZM150 146V147H151ZM204 146H206V145H204ZM116 147V146H115ZM118 147V146H117ZM140 147V148H141ZM149 147V148H150ZM153 148H155L156 146L154 145V146H152ZM2 148V147H1ZM0 148V149H1ZM47 148H49L48 147V145H47ZM93 148H94V146H93ZM121 148V147H120ZM145 146H144V150L143 151H145ZM149 148H146V149H149ZM153 148H150L151 150L153 149ZM206 148V147H205ZM204 148V149H205ZM208 148V147H207ZM4 149V148H3ZM57 149V148H56ZM95 149H97L96 147H95ZM100 149V148H99ZM123 149V148H122ZM149 149V150H150ZM200 149H203V148H200ZM8 150V149H7ZM51 150V149H50ZM49 150V151H50ZM58 150V149H57ZM124 150V149H123ZM149 150H146L145 152L147 153V156H148V153H153V151L152 152H149ZM154 150V149H153ZM175 150H176V147H175ZM211 150V149H210ZM210 150H204V151H207V152H209V155H211V157H212V155H214V154H212V153H210V152H212V151H210ZM54 151V150H53ZM53 151H50V152H53ZM56 151V150H55ZM54 151V152H55ZM142 151V152H143ZM171 151H173V150H171ZM170 151V152H171ZM177 151V150H176ZM239 151V150H238ZM13 152V151H12ZM46 152V151H45ZM48 152V151H47ZM101 152V151H100ZM174 153H175V151H173ZM172 152V154H174ZM205 153V154H208V153ZM19 153V152H18ZM57 153H59V150L57 151ZM117 153H121L122 154V152H117ZM141 153V152H140ZM144 153V152H143ZM142 153V154H143ZM146 153H144L143 154V156L142 157H145L146 156ZM14 154V153H13ZM17 154V153H16ZM20 154V153H19ZM39 154V153H38ZM37 154V155H38ZM43 154V153H42ZM44 154H47L46 156H48V157H43L42 158V156H44V155H42L41 156V159L43 160V162H45L47 165L46 166H44V164L41 162V164H43V167H41V166H35V168L36 167H38V169L41 167V170L40 171H38V174H39V172H40V174L39 175H42L41 173H43V172H45V173H48V171L49 170H51V169H49L50 167L53 169V172L55 171V169L56 168H61L60 166H59V162L57 163V161H60V160H55L53 157H50L51 156V154L49 155V153H44ZM56 154V152L53 154V155H55ZM180 154V153H179ZM12 155V154H11ZM103 155V154H102ZM145 155V156H144ZM150 156H151V154H149ZM175 155V154H174ZM176 155H178V154H176ZM175 155V156H176ZM220 155H221V153H220ZM8 156V155H7ZM16 156H18V155H16ZM61 156V155H60ZM104 156V155H103ZM145 157V158H149V157ZM207 156V155H206ZM222 156V155H221ZM221 156L219 157V153H218V157L216 158L215 156H213L214 158H211V159H214L215 161H218V158L220 159L221 158ZM224 156V155H223ZM2 157H6V156H4V154L2 153ZM58 157H59V154H58ZM171 157V156H170ZM226 157V156H225ZM225 157H222L223 159L225 158ZM228 157V156H227ZM233 157V156H232ZM0 158H1V156H0ZM14 159L15 158H17V157H13ZM115 158V157H114ZM121 157H119V159H120ZM151 158H153V157H151ZM172 158H174V157H172ZM203 158H210V157H203ZM2 159V158H1ZM8 159V158H7ZM13 159V160H14ZM38 159V158H37ZM58 159V158H57ZM61 159V158H60ZM217 159V160H216ZM223 159H221L220 160V162H223L222 160ZM231 158H230V156H229V159L228 160H230ZM4 160H6V158L5 159H3V161ZM15 160H17V159H15ZM18 160H20L21 161V163H22V166L23 167H25V168H29V170H30V165H32V164H30L29 165V161H26V159L24 160L21 156H19L18 157ZM28 160V159H27ZM126 160V159H125ZM150 160V159H149ZM177 160V159H176ZM108 161V160H107ZM106 161V162H107ZM117 161V160H116ZM119 161V160H118ZM122 161V160H121ZM127 161V160H126ZM125 161V162H126ZM148 161V160H147ZM174 161H175V158H174ZM173 161V162H174ZM179 161V160H178ZM196 161V160H195ZM199 161V160H198ZM224 161H227V160H225L224 159ZM6 162V161H5ZM9 162H11V159H10V161ZM8 162V163H9ZM102 162V161H101ZM109 162V161H108ZM120 162V161H119ZM124 162V161H123ZM130 162V160L126 163V165L128 164H131V163H129ZM219 162V163H220ZM238 162H239V160H238ZM17 165H18V163L17 162H15ZM218 163V162H217ZM240 163V162H239ZM5 164V163H4ZM6 164H7V162H6ZM12 164H14V163H9V166L8 165H6V166H8V168L9 169H11V166L10 165H12ZM117 164H119V163H117ZM121 164H123L122 162H121ZM223 164V163H222ZM48 165L50 166L49 168H48ZM126 165H124L125 167H126ZM174 165H177V167L179 168V165L178 164H174ZM174 165H172V166H174ZM1 166V165H0ZM15 166V165H14ZM63 166V165H62ZM104 166V165H103ZM106 166V165H105ZM241 166V165H240ZM1 167H5V166H1ZM0 167V168H1ZM13 167V166H12ZM18 167V166H17ZM44 167H47L49 170H45V168ZM129 167V166H128ZM174 167H176V166H174ZM176 167V168H177ZM6 168V170H5V172L7 171V167H5ZM14 168V167H13ZM34 168V166L32 167L31 166V171H32V169ZM43 168V169H42ZM118 168H120V167H118ZM164 168V167H163ZM233 168V167H232ZM241 168V167H240ZM37 169V168H36ZM35 169V170H36ZM225 169H226V167H225ZM16 169L14 168V171H15ZM44 170V171H43ZM62 170V169H61ZM86 170V169H85ZM109 170V169H108ZM135 170V169H134ZM161 170H163L162 168H161ZM171 170V169H170ZM174 170V169H173ZM218 170V169H217ZM228 170H229V167H228ZM240 170V169H239ZM13 171V170H12ZM11 171V173L10 174H12V175H14L13 174V172ZM34 171V170H33ZM37 171V170H36ZM35 171V172H36ZM42 171V172H41ZM144 171V170H143ZM230 171V170H229ZM229 171L227 172V173H229ZM238 171V170H237ZM21 172H24V171H20V174H21ZM26 172V171H25ZM50 172H52V170L50 171ZM52 172V173H53ZM134 172V171H133ZM147 173L149 172V171H146ZM18 173V172H17ZM34 173V172H33ZM32 173V174H33ZM37 173V172H36ZM20 174H18V175H20ZM26 174V173H25ZM28 175H29V173H27ZM35 174V173H34ZM89 174V173H88ZM146 174V173H145ZM151 174V173H150ZM240 174V173H239ZM57 175H58V173H56V176L54 175V176H52L51 177V175L49 176L48 175V177H46V179L45 180H47V181H49L50 183H54V181H55V178L57 177ZM87 175V174H86ZM110 175H111V172H110ZM175 175H176V172H175ZM183 175V174H182ZM182 175H179V177H177V178H179L178 179V181L182 178L183 180H184V177H182ZM2 176V175H1ZM146 176H148V175H146ZM151 175H149L148 177H150ZM229 176H232V175H229ZM11 177V176H10ZM29 178H31L30 177V175L28 176ZM26 178L24 181H23V183H21L20 185H11L10 184V182L12 183V181L11 180H15V177L13 176V178L11 177L10 178V181H9V185H8V183L5 181V182H2L3 184H0V210L2 211V213H4L5 214V216L9 219L8 220V222H10L11 223V225L12 226H14V227H16V228H18L21 232H23L26 236H28V238L29 239H31V242H32V240H33V236H34V233L33 232H30V230L28 231V224L29 223H31V222H35V221H39L40 223L39 224H41L42 226L44 225V226H47L48 228H52L55 232H58V234H60V235H62L61 236V238L63 237V236H65V237H67V238H69V239H71L74 243H76V244H78L77 246L78 247H80L81 249L83 248V249H86V248H88V247H90V249H91V246H92V248L94 247V248H98L99 249V246L98 245H96V243H98V242H95V240H93L95 237H93V239L92 238H89L88 237V239L87 238H84V237H82L81 235H80V233H78V229L76 230V231H72V230H70V231H66V230H63V229H59V228H57V226L56 227H54V225H56V223L57 222H59L58 221V219H57V222H55L54 223V219L51 217V220H53V221H51V220H49V221H46V218H45V220H42V218H44V214H45V211H43V212H41L40 210H38V209H33V210H31L30 209V206L27 204V201H29L30 199H32V200H34V198H38V194L39 193H37V191H36V193H37V195L35 194V192H33L32 191V189H31V187H30V181H29V178ZM33 177H35V175L33 176ZM44 177V178H45ZM59 177V176H58ZM92 177V176H91ZM237 177V176H236ZM37 178H39V177H37L36 176V178L35 179H37ZM40 178H43V176L42 177H40ZM39 178V179H40ZM65 179V177H62V176H60L59 177V179L58 180H61V179ZM5 178L3 177V180H4ZM34 179V180H35ZM39 179H37V180H39ZM146 179V178H145ZM151 178H149V180H150ZM237 179V178H236ZM43 180V179H42ZM57 180V181H58ZM107 180V179H106ZM125 180H127V179H125ZM234 180H235V178H234ZM67 181H68V179H67ZM145 181V180H144ZM182 181V180H181ZM126 182V181H125ZM147 182V181H146ZM162 182V181H161ZM185 182V181H184ZM230 182V181H229ZM112 183H113V180H112ZM115 183H116V180H115ZM178 183V182H177ZM182 183H183V181H182ZM188 183V182H187ZM14 184V183H13ZM114 184V183H113ZM151 184V183H150ZM174 184H176V183H174ZM189 184V183H188ZM188 184H185V186L186 185H188ZM38 185V184H37ZM40 185H42V184H40ZM119 185V184H118ZM121 185V184H120ZM177 186H178V184H177ZM176 186V187H177ZM229 186V185H228ZM41 187V186H40ZM39 187V188H40ZM54 187V186H53ZM106 187H108V186H106ZM160 187H162V186H160ZM168 187V186H167ZM112 188H114V187H112ZM118 188V187H117ZM127 188V187H126ZM133 188V187H132ZM164 188H166V187H164ZM163 188V189H164ZM178 188V187H177ZM163 189H162V191H163ZM2 190V191H1ZM143 190V189H142ZM181 190V189H180ZM179 189L177 190L178 192L180 191ZM184 190V189H183ZM183 190H181V191H183ZM127 191V190H126ZM146 191V190H145ZM180 191V192H181ZM186 191V190H185ZM184 191V192H185ZM224 192V191H223ZM243 192V191H242ZM126 193H128V192H126ZM132 193V192H131ZM144 193H146V192H144ZM159 193H160V191H159ZM164 193V192H163ZM187 193V192H186ZM119 194V193H118ZM125 194V193H124ZM134 196H136V194L135 193H132ZM155 194V193H154ZM182 194H183V192H182ZM241 194V193H240ZM46 195V194H45ZM127 195V194H126ZM162 195V194H161ZM180 196H181V194H179ZM184 195V194H183ZM181 196L180 198H183L184 200H185V198H186V194L184 195L185 196V198H184V196ZM242 195V194H241ZM43 196V195H42ZM48 196V195H47ZM121 196H123V195H121ZM148 196V195H147ZM54 197V196H53ZM58 197V196H57ZM56 197V198H57ZM61 197V196H60ZM136 198V197H135ZM39 199V198H38ZM51 199V198H50ZM138 199V198H137ZM154 199H156V197L154 198ZM47 200V199H46ZM56 200V199H55ZM172 200V199H171ZM182 200V199H181ZM243 199H241V201H242ZM34 201H36V200H34ZM48 201V200H47ZM51 201V200H50ZM57 201V200H56ZM66 201V200H65ZM224 201H226V200H224ZM33 202V201H32ZM52 202V201H51ZM60 202V201H59ZM72 202V201H71ZM67 203V202H66ZM150 203V202H149ZM184 204H185V202H184ZM184 204H183V206H184ZM240 204H242V205H239L238 206V208L240 207V206H243V204L244 203H240ZM33 205V204H32ZM169 205V204H168ZM226 205V204H225ZM244 205H246V204H244ZM40 206V205H39ZM38 207V206H37ZM155 207V206H154ZM185 207V206H184ZM42 208V207H41ZM96 208V207H95ZM99 208V207H98ZM101 208V207H100ZM185 208H187V207H185ZM245 208V207H244ZM51 209V208H50ZM148 209V208H147ZM245 210H246V208H245ZM245 210H244V213H245ZM0 211V212H1ZM63 211V210H62ZM191 211V210H190ZM241 211H242V209H241ZM158 212H159V210H158ZM189 212V211H188ZM193 212V211H192ZM191 212V213H192ZM42 213V214H41ZM151 215L150 216H152V217H149V220L148 221H153V218L154 219H157L156 221H168L167 219H170V218H165V216H163V213H156V212H153V211H151ZM169 213V212H168ZM207 213V212H206ZM1 214V213H0ZM193 214V213H192ZM54 215H56V214H54ZM72 215V214H71ZM148 215V214H147ZM205 215V214H204ZM59 216V215H58ZM63 216V215H62ZM248 216V215H247ZM46 217V216H45ZM143 217V216H142ZM199 217V216H198ZM63 218V217H62ZM144 218H146V216H144ZM179 218V217H178ZM250 218V217H249ZM0 219H1V217H0ZM109 219V218H108ZM177 219V218H176ZM175 219V220H176ZM251 219V218H250ZM6 220V219H5ZM144 220V219H143ZM183 220V219H182ZM56 221V220H55ZM63 221V220H62ZM170 221H174L173 219L172 220H170ZM177 221V220H176ZM186 221V220H185ZM64 222V221H63ZM62 222V223H63ZM69 221H66V223H68ZM65 223V222H64ZM69 223H71V222H69ZM68 223V224H69ZM81 223H84V222H81ZM80 223V224H81ZM85 223L86 224H90V223H88L87 222V220L85 221ZM92 223V222H91ZM182 223H184V220H183V222ZM188 223H189V221H188ZM187 223V224H188ZM201 223V222H200ZM206 223V222H205ZM1 224H2V221H0V226H1ZM5 224V223H4ZM77 224V223H76ZM75 224V225H76ZM33 225V224H32ZM91 225V224H90ZM193 225H195V224H193ZM204 225V224H203ZM207 225V224H206ZM7 226V225H6ZM35 226V225H34ZM41 226V227H42ZM64 226V225H63ZM72 226H74V225H72ZM80 227H82V224L81 225H79ZM85 225H83V227H84ZM92 226H93V224H92ZM95 226H97V225H95ZM178 226H179V224H178ZM8 227H10L9 225H8ZM14 227H12L13 229H14ZM59 227V226H58ZM71 226H69V228H70ZM76 227V226H75ZM180 228H181V225L179 226ZM184 227V226H183ZM197 227H199V226H197ZM208 227H210V226H208ZM2 228V227H1ZM4 228V227H3ZM11 228V229H12ZM63 228H65V227H63ZM79 228V227H78ZM185 228V227H184ZM204 228V227H203ZM202 228V229H203ZM5 229V228H4ZM4 229H2V230H4ZM71 229H73V228H71ZM76 229V228H75ZM175 229V228H174ZM183 229V228H182ZM200 229V228H199ZM224 229V228H223ZM201 230V229H200ZM204 230V229H203ZM207 230H210V229H207ZM217 230V229H216ZM5 231H6V229H5ZM5 231H1V232H5ZM16 231V230H15ZM48 231H49V229H48ZM175 231H177V230H175ZM185 231H187V230H184V232ZM196 231V230H195ZM194 231V232H195ZM214 231H215V229H214ZM6 232H9V231H6ZM36 232H37V230H36ZM35 232V233H36ZM44 232V231H43ZM178 233H180L179 231H177ZM184 232L182 233V234H180V236L181 235H183L184 234ZM201 232V231H200ZM204 232V231H203ZM17 233V232H16ZM51 233V232H50ZM188 233V232H187ZM227 233H229V232H227ZM1 234V233H0ZM10 234V233H9ZM9 234H8V236H9ZM13 234V233H12ZM12 234H10L11 236H12ZM15 234V233H14ZM40 234V232L39 233H37L36 235L40 238L42 235H39ZM113 234V233H112ZM219 234H220V231H219ZM2 235H3V233H2ZM35 235V236H36ZM55 235V234H54ZM200 235V234H199ZM207 235V234H206ZM213 235V234H212ZM223 235V234H222ZM10 236V237H11ZM22 236V235H21ZM57 236V235H56ZM184 236H186L185 234H184ZM189 236V235H188ZM191 236V235H190ZM190 236L188 237L189 239H190ZM60 237V236H59ZM210 237V236H209ZM231 236H229V238H230ZM237 237V236H236ZM12 238V237H11ZM26 238V237H25ZM41 238H43V237H41ZM41 238H40V240H41ZM67 238H65V239H67ZM191 238L193 239V237L191 236ZM211 238V237H210ZM215 238V237H214ZM231 238H233V237H231ZM235 238V237H234ZM10 239V238H9ZM15 239H17V238H15ZM38 239V238H37ZM68 239V240H69ZM108 239V238H107ZM106 239V240H107ZM110 239V238H109ZM108 239V240H109ZM186 239V238H185ZM196 239V238H195ZM212 239V238H211ZM24 240V239H23ZM71 240H69V241H71ZM103 240V239H102ZM101 240V242H103V245H102V247H101V249H100V254H101V257H104V258H106L105 256H110V254H109V251H113V250H115L116 248L114 247V246H112V245H110V244H105L106 242H104V241H106L105 239L102 241ZM116 240V239H115ZM204 240V239H203ZM227 240V239H226ZM11 241V240H10ZM46 241H47V239H46ZM65 241H67V240H65ZM111 241V240H110ZM108 242V243H111V242ZM204 241H206V240H204ZM203 241V242H204ZM208 241V240H207ZM217 241V240H216ZM225 241V240H224ZM38 242H39V239H38ZM49 242V241H48ZM68 242V241H67ZM66 242V243H67ZM113 242V241H112ZM116 242V241H115ZM117 242H118V240H117ZM211 242V241H210ZM215 241H213V243H214ZM222 242H223V240H222ZM233 242V241H232ZM241 242V241H240ZM29 243V242H28ZM34 243V242H33ZM44 243H45V239H44ZM94 243H95V245H94ZM187 243H188V241H187ZM186 243V244H187ZM190 243V242H189ZM188 243V244H189ZM209 243V242H208ZM212 243V242H211ZM212 243V244H213ZM35 244V243H34ZM34 244H32V245H34ZM37 244V243H36ZM42 244V243H41ZM207 244V243H206ZM211 244V245H212ZM22 245V244H21ZM24 245V244H23ZM31 245V246H32ZM40 245V244H39ZM70 245V244H69ZM104 245H106V246H104ZM208 245V244H207ZM214 245V244H213ZM215 245H217V244H215ZM10 246V245H9ZM17 246V245H16ZM44 246V245H43ZM48 246H49V243H48ZM72 246V245H71ZM123 246V245H122ZM191 246V245H190ZM221 246V245H220ZM220 246L218 245V246H216V247H219L220 248ZM33 247V246H32ZM68 247V246H67ZM136 247H138V246H136ZM201 247V246H200ZM215 247V246H214ZM215 247V248H216ZM24 248V247H23ZM38 248H40V247H38ZM74 248V247H73ZM93 248V249H94ZM107 248V249H106ZM115 248V249H114ZM128 248H130V247H128ZM128 248H124V246L122 247V248H117V250H118V259L116 260L117 261V263L116 264H127V259H124V257L125 256H135L136 257V259L138 260V261H142V264H152V262H153V260H151V258L150 257H148L146 254H145V252L144 251H142V256L139 254V253H132L131 251H130V249H128ZM202 248V247H201ZM232 249V248H231ZM235 249V248H234ZM20 250V249H19ZM38 250V249H37ZM95 250H97V249H94V251ZM108 250V251H107ZM137 250V249H136ZM204 250V249H203ZM216 250V249H215ZM220 250H222V248L220 249ZM242 250V249H241ZM81 251V250H80ZM84 251H87V250H84ZM92 251V250H91ZM202 251V250H201ZM205 251V250H204ZM225 251H226V249H225ZM240 251V250H239ZM93 252V251H92ZM223 252V251H222ZM228 252H230V251H228ZM84 253H86L87 254V252H84ZM83 253V254H84ZM95 253V252H94ZM236 253V252H235ZM81 254V253H80ZM227 254V253H226ZM245 254V253H244ZM88 255V254H87ZM91 255V254H90ZM103 255V256H102ZM194 255V254H193ZM197 255V254H196ZM204 255V254H203ZM218 255H219V253H218ZM28 256V255H27ZM93 256V254L91 255V257ZM111 256H113L114 257V255L112 254ZM110 256V257H111ZM202 256V255H201ZM206 256H208V255H206ZM215 256H217V255H215ZM224 256V255H223ZM227 256V255H226ZM246 256V255H245ZM260 256V255H259ZM68 257V256H67ZM85 257V256H84ZM101 257H99L100 258V260L101 261H103L102 260V258ZM110 257L108 258V259H110ZM197 257V256H196ZM225 257V256H224ZM223 257V258H224ZM250 257V256H249ZM23 258V257H22ZM93 258V257H92ZM112 258V257H111ZM201 258V257H200ZM205 258V257H204ZM211 258H213V257H211ZM242 258V257H241ZM263 259H264V256L262 257ZM29 259V258H28ZM62 259H63V257H62ZM64 259H66V258H64ZM89 259V258H88ZM113 259V258H112ZM192 259V258H191ZM222 258L221 257H219V259L218 260H221ZM251 259V258H250ZM11 260H13V259H11ZM26 260V259H25ZM95 260V259H94ZM99 260V259H98ZM99 260V261H100ZM213 260V259H212ZM211 260V261H212ZM223 260V259H222ZM225 260V259H224ZM241 260V259H240ZM17 261V260H16ZM37 261H38V259H37ZM40 261V260H39ZM105 261H107V260H105ZM113 261H115V259L113 260ZM112 261V262H113ZM227 261H228V259H227ZM4 262V261H3ZM15 262V261H14ZM36 262V261H35ZM110 262V261H109ZM204 262H205V260H204ZM213 262V261H212ZM217 262V260H215V263ZM230 262V261H229ZM242 262V261H241ZM246 262H248V261H246ZM245 262V263H246ZM40 263H42V262H40ZM45 263V262H44ZM66 263V262H65ZM72 263V262H71ZM111 263V262H110ZM109 263V264H110ZM211 263V262H210ZM223 263V262H222ZM61 264V263H60ZM68 264V263H67ZM74 264H75V262H74ZM90 264V263H89ZM214 264V263H213ZM218 264V263H217ZM238 264H240V262L238 263ZM252 264H255V263H252Z\"/></svg>", "mask_w": 264, "mask_h": 264}]
</instances>
